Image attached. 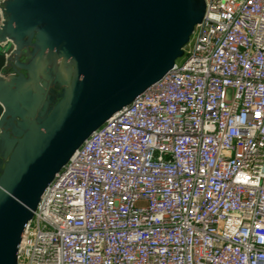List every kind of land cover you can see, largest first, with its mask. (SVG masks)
Returning <instances> with one entry per match:
<instances>
[{"label":"built area","instance_id":"built-area-1","mask_svg":"<svg viewBox=\"0 0 264 264\" xmlns=\"http://www.w3.org/2000/svg\"><path fill=\"white\" fill-rule=\"evenodd\" d=\"M205 5L44 189L17 264H264V0Z\"/></svg>","mask_w":264,"mask_h":264},{"label":"water","instance_id":"water-1","mask_svg":"<svg viewBox=\"0 0 264 264\" xmlns=\"http://www.w3.org/2000/svg\"><path fill=\"white\" fill-rule=\"evenodd\" d=\"M205 0L0 1V264L44 189L183 56Z\"/></svg>","mask_w":264,"mask_h":264},{"label":"rangeland","instance_id":"rangeland-1","mask_svg":"<svg viewBox=\"0 0 264 264\" xmlns=\"http://www.w3.org/2000/svg\"><path fill=\"white\" fill-rule=\"evenodd\" d=\"M177 61H181V59H178Z\"/></svg>","mask_w":264,"mask_h":264}]
</instances>
